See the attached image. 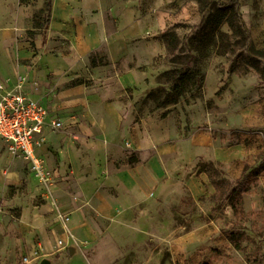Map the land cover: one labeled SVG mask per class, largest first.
<instances>
[{"label":"crops","instance_id":"0c3cea01","mask_svg":"<svg viewBox=\"0 0 264 264\" xmlns=\"http://www.w3.org/2000/svg\"><path fill=\"white\" fill-rule=\"evenodd\" d=\"M10 1L0 0V73L10 79L9 89L18 83L14 74L25 76V66L18 71L9 62L15 51L10 41L33 31L36 46L30 55L39 67L29 73L32 82L24 83L23 92L49 111L37 153L55 173V189L71 212L76 238L93 255L109 253L113 239L123 235L157 234L161 217L179 215L176 208L186 197L205 195L211 179L200 171L203 163L236 178L249 159L264 151V79L251 83L247 74L232 70L234 62L218 53L219 36L209 26L185 39L191 47L188 68L204 74L203 84L190 85L176 101H167L173 92L168 72L185 61L154 63L167 53H185L184 38L177 29L168 30L178 41L167 47L164 36L151 33L139 0H52L49 23L46 7L35 18L21 17L23 7L15 5L16 17L6 15L2 5ZM245 1L240 11L251 42L264 48V7L257 18L254 1ZM24 20L31 22L28 28ZM162 23L158 18L156 24ZM211 58L218 63L197 61ZM154 91L161 92L159 98ZM52 119L62 128L54 129ZM234 132L241 135L238 141L222 142ZM12 157L0 139V195L19 180L23 166L31 170L27 161ZM236 192L229 197L231 208L239 207ZM20 228L27 234L50 228L64 235L53 214L35 204L21 209Z\"/></svg>","mask_w":264,"mask_h":264},{"label":"rangeland","instance_id":"374dc122","mask_svg":"<svg viewBox=\"0 0 264 264\" xmlns=\"http://www.w3.org/2000/svg\"><path fill=\"white\" fill-rule=\"evenodd\" d=\"M139 1L143 4L141 11L146 12L151 20V33L164 36L167 47L169 43L166 35L173 32L168 30L177 29L184 38L181 45L182 52L186 54L173 57L167 53L165 57L160 56L155 60L156 66H168L174 63L178 65L180 61L184 62L190 57L191 47H188L186 37L206 30L207 16L214 4L224 3L225 0ZM236 1L240 3V7L246 2ZM252 1L253 11L258 18L257 14L264 7V1ZM14 5L19 9L23 7L21 17L29 13L35 18L43 13L45 0H11L7 5H2V8L6 9V15L16 17ZM10 18L14 20L13 17ZM158 18L163 22V26L156 24ZM24 23L27 28L31 25L27 20H24ZM7 24H11L10 20ZM221 29L228 32L223 39H219L228 61L234 62L239 73L247 74L251 83L264 78L261 73L264 70V58L251 49L253 44L248 29L246 28L248 38L233 36L227 23ZM32 33L33 31L28 29L20 36L11 37L10 41V47L15 51L9 62L16 66L18 71L22 65L26 68L25 76L17 72L13 77L18 75L19 79L22 76L27 83L32 82L29 80V73L39 67L30 55V49L36 46V34ZM37 50L41 48L37 47ZM64 50L68 55L71 52L67 48ZM197 61L200 65H206L216 64L219 60L211 58ZM256 66L262 71L255 69ZM9 83L10 79L0 73V84L4 85L5 90H12L8 88ZM261 83H264V80ZM29 89L32 90L31 87ZM149 108L154 110L155 107ZM240 137L238 132H234L230 136L224 135L222 142L238 141ZM22 169L19 180L9 183L0 195V264H42L44 258L50 259L51 264H99L96 262L99 256L105 258L100 264H254L257 258L264 264V151L249 159L236 178H227L226 172L213 163H203L200 171L204 169L211 179V184L205 187V195L199 200L186 197L176 208L179 215L171 219L161 217V225L156 227V230H159L157 234L151 232L136 235L134 232L128 236L123 235L122 238L113 239L115 245L109 253H99L96 256L93 255L92 249H87L78 241L70 222L68 227L74 237L66 238L58 213L71 212L61 205L55 189L57 181L54 171L49 168L52 179L43 183L35 177L32 170L29 171L24 166ZM234 189L242 193L237 208H231L229 204V197ZM27 204L40 205L42 212L53 214L64 235L60 236V231L53 232L50 228L24 233L20 228V216L21 209ZM161 213L164 214L165 211ZM172 225L176 229L170 233ZM191 231L194 232V239L189 238ZM231 232H234L241 242V249H237L230 241L228 235ZM60 238L67 241L68 247L77 246V254L69 255L68 247L59 245ZM25 256L29 257V261L25 260Z\"/></svg>","mask_w":264,"mask_h":264},{"label":"built area","instance_id":"2783aa9c","mask_svg":"<svg viewBox=\"0 0 264 264\" xmlns=\"http://www.w3.org/2000/svg\"><path fill=\"white\" fill-rule=\"evenodd\" d=\"M25 81L21 76L16 87L5 90L0 84V139L6 145L7 151L15 158H24L35 177L43 183L52 179V173L44 158L37 153V147L43 142V130L48 117V109L39 101L23 92ZM54 129L62 128L63 124L57 119L50 122ZM61 227L65 230L66 238L74 237L70 227V213H58ZM59 245L68 247L65 239H59ZM29 261V257L25 256Z\"/></svg>","mask_w":264,"mask_h":264},{"label":"trees","instance_id":"16d2710c","mask_svg":"<svg viewBox=\"0 0 264 264\" xmlns=\"http://www.w3.org/2000/svg\"><path fill=\"white\" fill-rule=\"evenodd\" d=\"M217 5V6H216ZM46 7V21L49 23V18L52 12V0H46L45 2ZM206 25L210 27L213 31H216L218 33L219 39H223L224 36H226V33L222 31L221 27L223 24L227 23L229 28L232 31L233 36L237 37H245L248 38L249 35L246 31V26L243 20V16H241L240 11V3L236 0H225L224 3H215L212 11L207 16ZM167 41L169 44H175L178 41L177 34L174 32H168L167 33ZM207 41L212 40V36L210 38L206 39ZM257 55L264 58V48H257L256 46L252 45L251 48ZM219 54H225V51L222 50V46L220 45V48L218 50ZM190 64V59L185 61L181 68H176L172 70L171 72H168L169 79H173V92L170 93L167 97V101H176L177 97L183 94V92H186L187 89H189V86L192 85L194 87H197V85L201 86L203 84V81L205 79L204 74L200 71H191L188 66ZM255 68V67H254ZM236 69L234 66L232 68ZM258 71H262V69L259 68V66L256 68ZM264 77V70L261 72ZM264 79V78H263ZM161 92L158 93H152V95H155L156 99L160 97ZM133 162V158L131 159ZM237 193V192H236ZM239 196V199L241 198V193H237ZM230 241L234 244V246L237 249H241V242L237 237H235L234 232H231L228 235ZM257 262H254V264H261L260 259H256Z\"/></svg>","mask_w":264,"mask_h":264},{"label":"water","instance_id":"95a60500","mask_svg":"<svg viewBox=\"0 0 264 264\" xmlns=\"http://www.w3.org/2000/svg\"><path fill=\"white\" fill-rule=\"evenodd\" d=\"M69 255H75L77 253V247L75 245H69L68 247ZM52 261L48 258L42 260V264H51Z\"/></svg>","mask_w":264,"mask_h":264}]
</instances>
